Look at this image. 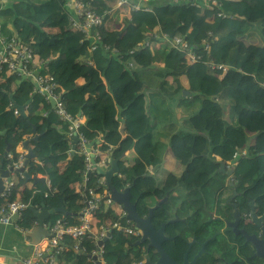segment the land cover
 <instances>
[{
  "label": "trees",
  "instance_id": "1",
  "mask_svg": "<svg viewBox=\"0 0 264 264\" xmlns=\"http://www.w3.org/2000/svg\"><path fill=\"white\" fill-rule=\"evenodd\" d=\"M213 1L220 4L221 16L211 1L195 7L190 5L193 0H154L150 6L144 3L139 11H131L117 8V0H92L98 14L110 11L115 15L119 11L123 15L121 26H101L102 41L94 51L85 35L71 28L73 13L67 0L0 3V35L17 36L32 48V67L39 75L54 78L69 114L84 117L81 131L90 144L102 134L103 152L112 148L114 156L121 159L114 186L118 190L130 186L131 201L137 204L141 216H147L153 206L149 202L156 201L150 195L153 188L141 191L136 184L141 179L149 180L146 169L161 168L170 153L176 162L172 169L181 166L184 171L179 177L170 172L164 184L184 190L179 207L195 212L194 228L202 222L204 206L213 208L216 194L225 185L221 162L235 164L234 180L241 192L264 185V0ZM254 30L263 45H255L247 37ZM176 37L183 39L186 50L168 42ZM146 40L151 47L134 49ZM205 44L209 45L207 50ZM189 52L196 54V62L187 60ZM209 62L227 65L230 70L213 73ZM170 106L181 110V115H172ZM17 107H25L27 117L15 116ZM33 128L40 135L37 141L31 140ZM26 140H30V149L37 156L29 162L27 172L43 175L44 182L18 176L10 194L0 196V206L18 200L28 203L30 207L19 222L24 229L35 227L32 209L43 206L64 207L69 213L53 215L51 223L60 218L78 223L83 206L77 185L83 180L80 171L85 157L71 152L69 124L36 92L35 83L5 69L0 73L3 169L8 170L19 159L17 148ZM7 143L11 144V159L4 157ZM125 153L129 160L122 157ZM236 154L241 155L238 160ZM91 181L94 185L95 178ZM257 203L264 212V192ZM118 207L113 203L94 212L95 232L113 220L126 224ZM242 210L249 214V208ZM171 213L168 204L154 211L152 223L156 229L159 222L172 218ZM167 229L178 228L167 225ZM138 239L114 230L104 243V264L145 260L144 247L135 246ZM74 245L71 240L63 242L65 251L57 259L94 264V237L84 239L78 251Z\"/></svg>",
  "mask_w": 264,
  "mask_h": 264
},
{
  "label": "built area",
  "instance_id": "2",
  "mask_svg": "<svg viewBox=\"0 0 264 264\" xmlns=\"http://www.w3.org/2000/svg\"><path fill=\"white\" fill-rule=\"evenodd\" d=\"M3 1L4 0H0V2ZM117 1V8L127 7L131 11H139L142 5L149 0H138L137 3H132L129 0ZM174 1L177 2L178 0ZM208 1L212 2L217 11V15L221 16L222 11L220 10V4H217L213 0H205V2ZM203 2L204 0H193L190 5L200 7ZM67 6L73 13L70 19L71 28L74 31L83 33L86 40L89 42L91 50H96L102 41L100 28L107 22L106 16H109L111 12H106L107 14L105 15L98 14L92 8V0H69ZM145 10L148 11V9ZM168 42L176 47H180L182 50L187 49V45L181 38L176 37L173 40L168 39ZM103 47L106 50L109 49L108 45L104 44ZM142 47H151V42L148 40L141 42L136 45L134 49ZM208 48L209 45L205 44V49L207 50ZM133 53L134 50L131 51V54ZM187 59L189 62H196L198 60L196 54L190 52L188 53ZM33 60L34 52L32 48L23 44L16 36L6 37L0 35V73L8 69L11 74L17 77H31L39 85V88H36V92L43 95L47 101L50 99L55 100L56 105L54 109L56 114L62 121L69 124V140L71 143L74 136L79 138L75 153H80L85 157L83 169L80 171L83 180L78 190V200L79 203H82L83 208L79 215V221L76 224L71 223L65 218L57 219L54 224H45V227L49 228L50 235L49 238L43 239L46 240V247H42L41 243L35 245L33 253L23 258L20 264H57V257L65 251L63 242L67 240L74 241L75 245L73 249L78 251L80 250L79 245L84 239H93V237L94 241L97 243V247L96 250L92 252V256H97L101 264H104V246L99 247V241L104 240L108 235L110 239L114 230L135 238L141 235L140 230L135 227V224L126 218V212L121 205H119L118 208L121 213L120 216L126 218L125 225H123L120 220H113L109 224L102 226L99 232H95V228L92 224L94 212L101 206L108 209L114 203L110 198V192L107 189L105 178L97 172V168L107 170L110 167V154L112 153V148L109 151L103 152L102 146L104 141L103 135L100 134L96 137V141L94 145L91 146V150L88 151L90 142L81 131L84 125V119L74 117L66 111L61 93L58 92V86L54 78L50 75H39L36 69L32 67ZM209 63L210 71L213 73L226 74L230 70L227 65H220L214 62ZM129 67H133V64L129 63ZM14 115L19 116V111L17 109H14ZM19 154V159L13 162L9 169L14 168L17 170L23 167L26 153L22 151ZM7 158L11 159L12 155L8 154ZM93 160L95 162H93ZM228 167H230L229 164ZM14 174H16L15 171L12 172V175ZM18 176L22 179L24 178L22 173H19ZM37 176L42 177L40 174ZM93 178H95L94 185L91 184ZM13 185L14 182L11 179V182L6 183L5 190L1 196H8ZM29 207L30 205L28 203L22 201H14L6 205H1L0 224L5 226L13 225L17 231L23 234L32 232L33 229H24L19 224L23 214ZM14 216H17V218L14 219ZM35 226L37 227V222ZM135 264H144V261Z\"/></svg>",
  "mask_w": 264,
  "mask_h": 264
},
{
  "label": "flooded vegetation",
  "instance_id": "3",
  "mask_svg": "<svg viewBox=\"0 0 264 264\" xmlns=\"http://www.w3.org/2000/svg\"><path fill=\"white\" fill-rule=\"evenodd\" d=\"M225 176V185L216 194L214 207L208 209L204 206V220L196 228L192 226L197 218L195 212L176 208V203L180 204L185 196L183 189L178 191L165 186L162 197L157 195L156 188L152 189L150 195L156 200L153 207L160 202L159 207L164 204L172 207V218L159 222L157 229L163 223L178 218L170 225H176L178 229L168 231L166 228L165 235L169 239L162 244L165 253L176 264H264V259L258 255V247L253 244L255 237L259 246L264 247V212L261 213L257 203L263 196L264 185L241 192L234 174L232 177ZM243 208H249V214H245ZM254 215H257V219H263L260 226L254 222ZM143 247L144 262L147 257L152 262L158 260V253L151 248L148 250V244Z\"/></svg>",
  "mask_w": 264,
  "mask_h": 264
},
{
  "label": "water",
  "instance_id": "4",
  "mask_svg": "<svg viewBox=\"0 0 264 264\" xmlns=\"http://www.w3.org/2000/svg\"><path fill=\"white\" fill-rule=\"evenodd\" d=\"M31 80L30 77L23 78V80ZM37 88H39L38 84H35ZM10 98H12V95H10ZM32 100H29L27 105L31 103ZM50 104L53 108H55L56 102L53 99H50ZM17 109L20 111V115L23 117H27L25 107H17ZM79 117H81V114H79ZM124 132V130L122 131ZM34 136L31 139L32 141H37L40 137L36 133V129L33 128ZM3 135L5 132L2 133ZM30 140H26L22 143V150L26 152L24 165L20 169L15 170L14 168H10L8 170L3 169V163L0 162V196L3 194L5 190V181L11 182V176L12 172H19L22 173L26 179V181H34V182H44V179L42 177L38 176H32L27 172V167L29 165V162L31 160H35L37 158L36 154L30 149L29 146ZM79 142V138L77 136H74L72 139V153L75 154V151L77 149V144ZM94 143H91L88 146V151L91 150V146H93ZM11 153V144L7 143L6 150L4 152V157H7L8 154ZM125 156V155H123ZM120 158H116L114 156V151L110 154V167L107 170H104L102 168H97V172L99 175L103 176L107 182V189L110 192V198L117 204L121 205L123 209L126 212V218L133 222L135 224V227L140 230L141 232V238L135 243V246H143L144 244H148V250L151 248L155 252L158 253V260L155 262H152L149 257L146 258L145 264H176V262L165 253L164 249L162 248V244L164 241H166L167 238L165 235V229L167 228V225L174 224L178 218H175V220L168 221L167 223H163L161 228L158 230L156 229L155 225L152 223V218L154 211L162 204L160 202L156 206H152L148 208V215L147 216H141L138 212V206L137 204H134L131 201V187L127 186L123 190H118L114 186V179L119 176L120 174ZM93 162H95L93 160ZM220 172L222 174L227 175V177H232L235 168H232L230 170H226V166L224 162L220 163ZM35 218L37 220L38 226L34 228L32 232L26 233V236L31 239L32 247L35 245L41 243L43 239L49 238V228H45V223H50V219L53 215L57 213L65 214L66 216L69 215V213L66 212L64 207L56 208V209H47L45 206L41 210L32 209ZM17 216H14V219H16ZM263 219H257V215H254V222L260 226L261 221ZM264 233V229H263ZM109 237V235H108ZM105 238L103 241L99 242V246H103L105 242L108 241L109 238ZM253 244L258 247V255L259 257L264 259V247L263 245L260 247L259 243L256 241L255 237H253ZM93 259L96 261V264H101L98 261L97 256H94ZM178 264V263H177Z\"/></svg>",
  "mask_w": 264,
  "mask_h": 264
},
{
  "label": "crops",
  "instance_id": "5",
  "mask_svg": "<svg viewBox=\"0 0 264 264\" xmlns=\"http://www.w3.org/2000/svg\"><path fill=\"white\" fill-rule=\"evenodd\" d=\"M134 3L138 2V0H130ZM158 1V0H157ZM154 3V0H149L145 5L150 6ZM107 28L114 29L113 20H110V23L107 25ZM244 50L245 47H244ZM247 51V50H246ZM188 60V59H187ZM14 88V86H13ZM177 116L181 115V110L176 111ZM180 113V114H179ZM123 126V123H122ZM124 127V126H123ZM123 130H125L123 128ZM22 146L17 148V152H22ZM175 159L172 158L170 153L167 154V169H172V166H175ZM12 181L15 183L18 178L17 174L11 176ZM7 180L5 181V184ZM82 181L78 183L77 188L79 190ZM165 187L164 182L159 185L160 187ZM6 186V185H5ZM20 201V200H18ZM36 228V227H35ZM34 230V228H33ZM42 247H46V240L41 242ZM34 247H32L31 239L23 234L22 232L17 231L13 225L5 226L0 224V264H20L21 260L25 257L30 256L33 253ZM57 264H70L68 259H60Z\"/></svg>",
  "mask_w": 264,
  "mask_h": 264
},
{
  "label": "rangeland",
  "instance_id": "6",
  "mask_svg": "<svg viewBox=\"0 0 264 264\" xmlns=\"http://www.w3.org/2000/svg\"><path fill=\"white\" fill-rule=\"evenodd\" d=\"M68 1L69 0H67V2ZM111 18L113 20L114 27L115 26H121L122 25L123 15H122L121 12L117 11L116 14L113 15ZM247 37L249 38V40L255 41V45H263V42H262V40L260 38V34H259V32L257 30H254V31L248 33L247 34ZM244 42L246 43V41H244ZM170 109H171L170 113L172 115H174L175 112H176V109L173 108V107H171V106H170ZM253 142H254V140L251 139V142L250 143L252 144ZM128 157H129V154H126L125 159L129 160L130 157L129 158ZM146 171H147L146 174H149L148 177L150 179L149 180H143V179H141L140 180L141 183L136 184V187L139 188L141 191H146V192L147 191L150 192V190L152 188H156L155 191H156L157 195H159L160 197H162V195H163L162 189H164V185H163V187H160L159 185H161L165 181L166 176L170 172H173L174 175H176L177 177H179L182 174V172L184 171V168L181 167V166H179V167H177L175 169H167V165H166V163H164L161 168H154L153 170L151 168H148V169H146ZM152 172H153V174H152ZM42 177H43V175H42ZM142 178H144V177H142ZM12 202H14V201H12ZM12 202H9V203H12ZM80 205H82V203H80ZM151 205H153V203ZM176 208L179 209V204L176 206ZM37 210H40V209H37ZM179 212H180V210H179ZM201 217H202V221H203L204 220L203 213H202ZM49 224H54V223H51L50 222ZM142 259H143V257L141 258V260Z\"/></svg>",
  "mask_w": 264,
  "mask_h": 264
},
{
  "label": "clouds",
  "instance_id": "7",
  "mask_svg": "<svg viewBox=\"0 0 264 264\" xmlns=\"http://www.w3.org/2000/svg\"><path fill=\"white\" fill-rule=\"evenodd\" d=\"M130 1V0H129ZM131 2V1H130ZM205 2V1H204ZM0 3H6V0H4L3 2H0ZM133 3V2H132ZM137 3V2H136ZM147 3V2H146ZM202 4L203 3H201V6H202ZM146 8H149V7H146ZM111 15H113L112 14V12L110 13V15L109 16H111ZM110 20H112V19H107V22L104 24V25H102V26H105V27H107V25L110 23ZM17 37V36H16ZM29 76H22V77H19V78H28ZM31 78V77H30ZM25 80H27V79H25ZM31 80L35 83V84H37L32 78H31ZM39 86V85H38ZM37 88V87H36ZM38 89V88H37ZM50 102V101H49ZM14 109H17V108H14ZM18 110V109H17ZM19 111V110H18ZM19 115H20V111H19ZM77 118H83L84 119V117H77ZM85 120V119H84ZM84 123H85V121H84ZM121 132H122V130H121ZM123 134H124V132H122ZM22 146V145H21ZM114 151V150H113ZM112 151V152H113ZM26 153V152H25ZM126 154L127 153H125L124 155L126 156ZM245 154V153H244ZM237 156L235 157V158H237V160L240 158L239 156H241L240 154H236ZM25 156H26V154H25ZM122 157H124V156H122ZM228 164L230 165V167H228ZM228 164H225V166H226V170L228 171V170H230V169H232V168H235V164L232 166L230 163H228ZM152 170H153V168L152 167H150ZM121 169V168H120ZM17 173H19V172H16V174ZM152 174H153V172H152ZM151 174V175H152ZM24 176V175H23ZM147 176H149V174H147ZM25 178V177H24ZM43 178V177H42ZM15 184V183H14ZM115 203V202H114ZM117 204V203H116ZM119 205V204H118ZM41 210V209H40ZM45 224H49V223H45ZM37 226H38V223H37ZM36 227V226H35ZM34 227V228H35ZM109 238V237H108ZM139 239L141 238V235L138 237ZM138 239V240H139ZM109 240V239H108ZM103 241V240H102ZM100 242V241H99ZM99 242H98V246H99ZM103 246H104V244H103ZM99 247H101V246H99ZM98 258V257H97ZM57 261H58V259H57ZM99 261V260H98ZM144 261V260H143ZM100 262V261H99ZM142 262V261H141ZM93 263L94 264H96V261H94L93 260ZM101 263V262H100ZM144 264H145V262H144Z\"/></svg>",
  "mask_w": 264,
  "mask_h": 264
}]
</instances>
